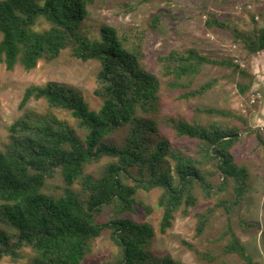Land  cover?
Here are the masks:
<instances>
[{
	"label": "trees",
	"instance_id": "16d2710c",
	"mask_svg": "<svg viewBox=\"0 0 264 264\" xmlns=\"http://www.w3.org/2000/svg\"><path fill=\"white\" fill-rule=\"evenodd\" d=\"M147 1L122 3V7L135 10ZM95 3L0 0V62L8 70L18 64L32 70L40 60H54L70 48L78 59L100 62L95 93L103 100L101 107L93 110L78 89L57 81L26 89L22 109L32 99H43L51 109L71 113L77 127L50 111H26L10 125L8 142L0 150V260L19 258L21 249L29 247L34 254L28 264H81L91 252L93 240L109 230L122 249V258L115 264H182L170 255L155 258L151 252L155 228L124 215L135 211L136 194L162 189L158 206L163 209L160 231L165 233L177 212L188 214L198 204L199 191L212 199L232 184L229 198H220L214 206L198 212L196 235H204L211 217L223 208L227 225L221 238L228 239L221 254L237 255L245 264H261L248 252L232 222L236 209L252 190L251 173L238 163L233 150L241 139L236 136L240 128L165 117L163 122L179 137L198 141L197 150L191 151L161 137L158 119L153 117L160 109L162 76L172 77L170 87L185 88L182 97L190 99L205 96L217 84L218 79H211L193 85L208 64L227 65L242 78L250 77L251 72L233 60L213 58L193 46L159 54L155 71L146 49L147 38L167 15H154L148 26L103 24L101 37L91 38L84 33L83 22ZM42 19L49 27L39 28ZM206 25L229 28L216 15ZM236 37L251 54L264 51V26L245 35L237 31ZM184 79L188 83H183ZM237 86L245 94L251 83L238 82ZM200 111L240 118L217 107ZM120 130H126L121 144L106 141ZM257 137L264 145L263 135ZM103 158L111 161L100 173L86 171ZM210 165L219 175L217 183L210 177L214 173ZM59 181L58 191L49 192L50 185ZM107 207L114 209L113 216L101 220ZM241 223L243 229L258 226L242 218ZM184 245L209 262L219 257L188 241Z\"/></svg>",
	"mask_w": 264,
	"mask_h": 264
},
{
	"label": "rangeland",
	"instance_id": "374dc122",
	"mask_svg": "<svg viewBox=\"0 0 264 264\" xmlns=\"http://www.w3.org/2000/svg\"><path fill=\"white\" fill-rule=\"evenodd\" d=\"M43 2L44 0H39ZM138 0H96L90 7V15L83 22V31L91 38L101 37L103 24L128 26L143 24L148 26L154 15L164 13L161 25L152 29L148 35L146 49L153 70L158 69L157 56L176 47H196L217 59H230L251 72L248 78L235 74L229 66L206 65L201 76L195 80L194 86L211 79H218L215 87L203 97L186 99L182 97L185 88L172 89L169 85L172 77L162 76L161 102L159 111L153 117L158 119L161 137L168 138L171 143L181 149L197 150L198 141L179 137L170 125L165 124L167 116L184 118L188 121L200 122L209 126L212 122L240 128L241 139L236 143L234 152L238 163L249 169L251 185L248 198L239 206L232 217L237 236L247 246L248 252L261 264H264V145L259 142L257 134L264 137V51L251 54L236 32L248 34L264 26V0H149L140 4L135 10L127 11L122 3H135ZM219 17L229 24L228 29L209 28L207 20ZM49 27L42 19L39 28ZM101 64L97 60L83 61L74 57L70 48L65 49L54 60L42 59L36 68L26 70L18 64L14 70H8L5 63L0 62V150L5 148L9 139L10 125L26 111L39 113L52 112L62 120L77 127L76 119L71 113L51 109L45 100L32 99L25 108L20 104L25 91L31 85H45L57 81L78 89L90 108L98 110L103 100L96 95L99 83L97 74ZM188 83L187 79L182 80ZM238 82L251 83L247 93L242 94ZM207 107L227 109L240 118L224 117L201 112ZM79 133L83 134L81 130ZM126 130L115 132L107 138V142L121 144ZM111 161L103 158L87 166L86 171L100 173ZM212 180L217 183L219 175L214 171ZM59 182L50 185L49 192L58 191ZM229 190L212 199L198 192L199 201L190 208L188 214L176 213L173 225L165 232L160 231L163 209L158 206L162 189L152 191L139 190L134 212L124 214L138 222H147L156 230L151 252L155 258L170 255L182 264H245L237 255H222L221 250L228 238H221L227 225V215L223 208H218L211 217V224L204 235H196L197 214L214 206L218 199L229 198ZM150 210V211H149ZM112 207L105 208L101 220L113 216ZM241 218L255 223L257 227L243 229ZM184 241L192 243L203 252L218 255L216 261L209 262L198 257L194 250L184 245ZM19 258L6 256L0 264H28L33 256L29 247L21 249ZM122 258V249L112 240L111 232L105 231L92 242V250L81 264H115Z\"/></svg>",
	"mask_w": 264,
	"mask_h": 264
},
{
	"label": "water",
	"instance_id": "95a60500",
	"mask_svg": "<svg viewBox=\"0 0 264 264\" xmlns=\"http://www.w3.org/2000/svg\"><path fill=\"white\" fill-rule=\"evenodd\" d=\"M236 136H239V134H236Z\"/></svg>",
	"mask_w": 264,
	"mask_h": 264
}]
</instances>
